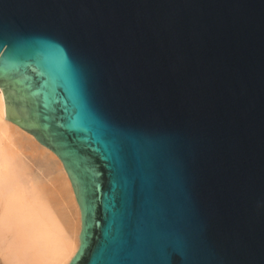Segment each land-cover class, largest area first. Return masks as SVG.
I'll return each mask as SVG.
<instances>
[{"label": "water", "instance_id": "obj_1", "mask_svg": "<svg viewBox=\"0 0 264 264\" xmlns=\"http://www.w3.org/2000/svg\"><path fill=\"white\" fill-rule=\"evenodd\" d=\"M0 90L70 180L68 264H264V0H0Z\"/></svg>", "mask_w": 264, "mask_h": 264}, {"label": "bare ground", "instance_id": "obj_2", "mask_svg": "<svg viewBox=\"0 0 264 264\" xmlns=\"http://www.w3.org/2000/svg\"><path fill=\"white\" fill-rule=\"evenodd\" d=\"M0 90V264H68L81 213L59 158L8 123ZM24 147L37 154L24 157Z\"/></svg>", "mask_w": 264, "mask_h": 264}, {"label": "rangeland", "instance_id": "obj_3", "mask_svg": "<svg viewBox=\"0 0 264 264\" xmlns=\"http://www.w3.org/2000/svg\"><path fill=\"white\" fill-rule=\"evenodd\" d=\"M20 152H22L24 154V157H27V159H29L28 156L31 157L32 154L33 155L37 154L39 151L36 149V147H35V149H33V151L32 150L30 151L29 148L24 147V149H22Z\"/></svg>", "mask_w": 264, "mask_h": 264}]
</instances>
